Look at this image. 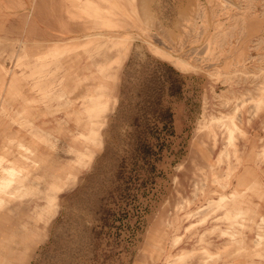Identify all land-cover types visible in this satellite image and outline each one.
Instances as JSON below:
<instances>
[{
    "label": "rangeland",
    "instance_id": "1",
    "mask_svg": "<svg viewBox=\"0 0 264 264\" xmlns=\"http://www.w3.org/2000/svg\"><path fill=\"white\" fill-rule=\"evenodd\" d=\"M263 162L264 0H0V264H264Z\"/></svg>",
    "mask_w": 264,
    "mask_h": 264
},
{
    "label": "crops",
    "instance_id": "2",
    "mask_svg": "<svg viewBox=\"0 0 264 264\" xmlns=\"http://www.w3.org/2000/svg\"><path fill=\"white\" fill-rule=\"evenodd\" d=\"M87 1L91 2L92 0H87ZM3 2H5V1H3ZM260 144L261 143H244L243 144V148L247 149L246 151H248L249 149H252V148H258V147L261 148L262 147V144L261 145ZM249 153H252V151L250 150ZM16 160H18V159H15V158H7V161L8 162H7L6 165L3 166V168H5L7 165L10 166L12 163H15ZM253 160H254V156H251V155H245L244 156L243 155V161H244L243 163L244 164H247V165H250V169H253L254 168V166H252V164L254 162ZM262 165L264 167V162L262 163ZM8 169H11V167H9ZM262 169L263 168H260V172H262L261 171ZM259 177H260V179H263L261 176H259ZM251 199H252L251 200L252 203L255 204V208L258 209V211H260L261 214H264V196H263V198H258L257 196L252 195L251 196ZM189 252H191V250L183 251L182 255L188 254ZM178 256H181V254L178 255Z\"/></svg>",
    "mask_w": 264,
    "mask_h": 264
},
{
    "label": "bare ground",
    "instance_id": "3",
    "mask_svg": "<svg viewBox=\"0 0 264 264\" xmlns=\"http://www.w3.org/2000/svg\"><path fill=\"white\" fill-rule=\"evenodd\" d=\"M184 259V256H179V260H183Z\"/></svg>",
    "mask_w": 264,
    "mask_h": 264
}]
</instances>
